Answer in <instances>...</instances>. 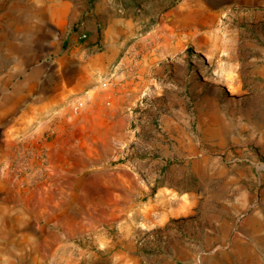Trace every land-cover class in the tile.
Segmentation results:
<instances>
[{
	"label": "rangeland",
	"instance_id": "374dc122",
	"mask_svg": "<svg viewBox=\"0 0 264 264\" xmlns=\"http://www.w3.org/2000/svg\"><path fill=\"white\" fill-rule=\"evenodd\" d=\"M18 22L92 82L0 163V264H264V0H0Z\"/></svg>",
	"mask_w": 264,
	"mask_h": 264
},
{
	"label": "crops",
	"instance_id": "0c3cea01",
	"mask_svg": "<svg viewBox=\"0 0 264 264\" xmlns=\"http://www.w3.org/2000/svg\"><path fill=\"white\" fill-rule=\"evenodd\" d=\"M67 6L63 3L64 8ZM21 28L24 27L18 22L0 30V163L3 178L28 137L42 139L50 130H61L68 121L70 97L87 89L92 82L88 65L78 54L63 55L59 44L52 42L48 32L36 38L20 34ZM77 40L74 35L70 42L75 45ZM10 77H18L15 82L11 81L17 87L13 88L11 101L5 102L3 91L9 85ZM39 117L43 119L36 126L32 118ZM99 119L104 124L110 122L105 117Z\"/></svg>",
	"mask_w": 264,
	"mask_h": 264
},
{
	"label": "bare ground",
	"instance_id": "6f19581e",
	"mask_svg": "<svg viewBox=\"0 0 264 264\" xmlns=\"http://www.w3.org/2000/svg\"><path fill=\"white\" fill-rule=\"evenodd\" d=\"M193 12V11H192ZM94 98V97H93ZM95 115V114H94ZM97 116V115H96ZM80 120L83 124H80L77 126V131L80 134H84V132H92L94 134L97 133V129L103 124L102 122H96L94 121V117L92 118L90 115L88 114H81L80 115ZM97 118V117H96ZM106 127V126H105ZM99 131V130H98ZM98 137V136H97ZM99 178V177H98ZM100 180V179H97ZM98 182V181H97ZM188 195V194H187ZM186 195V196H187Z\"/></svg>",
	"mask_w": 264,
	"mask_h": 264
},
{
	"label": "built area",
	"instance_id": "2783aa9c",
	"mask_svg": "<svg viewBox=\"0 0 264 264\" xmlns=\"http://www.w3.org/2000/svg\"><path fill=\"white\" fill-rule=\"evenodd\" d=\"M78 35L81 40H85L88 37V32L86 30H80ZM77 111H78V108L75 109V112Z\"/></svg>",
	"mask_w": 264,
	"mask_h": 264
},
{
	"label": "water",
	"instance_id": "95a60500",
	"mask_svg": "<svg viewBox=\"0 0 264 264\" xmlns=\"http://www.w3.org/2000/svg\"><path fill=\"white\" fill-rule=\"evenodd\" d=\"M115 175V174H114Z\"/></svg>",
	"mask_w": 264,
	"mask_h": 264
}]
</instances>
